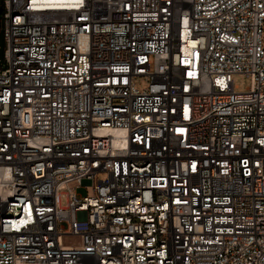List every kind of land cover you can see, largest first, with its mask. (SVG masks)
I'll use <instances>...</instances> for the list:
<instances>
[{"label": "built area", "instance_id": "obj_1", "mask_svg": "<svg viewBox=\"0 0 264 264\" xmlns=\"http://www.w3.org/2000/svg\"><path fill=\"white\" fill-rule=\"evenodd\" d=\"M0 8V264H264V0Z\"/></svg>", "mask_w": 264, "mask_h": 264}, {"label": "rangeland", "instance_id": "obj_2", "mask_svg": "<svg viewBox=\"0 0 264 264\" xmlns=\"http://www.w3.org/2000/svg\"><path fill=\"white\" fill-rule=\"evenodd\" d=\"M263 48H264V33H263ZM5 41L2 32L0 31V66L5 68ZM234 85L238 88V92H246L251 86V79L242 74L233 75ZM136 86L140 90L147 88L148 84L144 79H137ZM100 180H105L107 178L106 174H100ZM79 183L73 181L69 183V187L75 189ZM76 193L80 198L92 197L93 196V181L89 179H84L82 181L81 187L77 189ZM63 204H66L65 197L63 198ZM81 243V239L78 236H65L63 238V244L65 246H78Z\"/></svg>", "mask_w": 264, "mask_h": 264}, {"label": "water", "instance_id": "obj_3", "mask_svg": "<svg viewBox=\"0 0 264 264\" xmlns=\"http://www.w3.org/2000/svg\"><path fill=\"white\" fill-rule=\"evenodd\" d=\"M2 12H3V9H2V8H0V15L2 14Z\"/></svg>", "mask_w": 264, "mask_h": 264}]
</instances>
